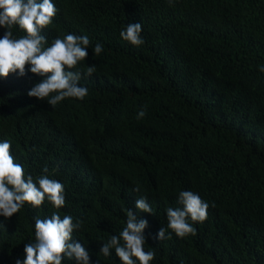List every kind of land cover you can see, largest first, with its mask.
Instances as JSON below:
<instances>
[{
    "label": "trees",
    "instance_id": "obj_1",
    "mask_svg": "<svg viewBox=\"0 0 264 264\" xmlns=\"http://www.w3.org/2000/svg\"><path fill=\"white\" fill-rule=\"evenodd\" d=\"M52 2L58 12L41 32L45 46L67 34L88 36L78 68L95 64L96 72L82 78L83 100L54 108L28 95L42 80L30 65L24 76L0 77V142H10L34 181L47 167L66 201L59 209L47 199L25 203L10 220L0 216V264L22 262L25 245L35 242L34 218L54 212L82 222L73 240L92 264H121L114 249L98 253L126 227L129 209L148 221L149 264H264V0ZM134 22L142 24L140 47L120 36ZM6 31L0 26V38ZM11 31L26 34L18 25ZM184 190L209 203L207 219L192 225L195 235L168 229L170 238L154 239ZM140 196L154 215L138 212Z\"/></svg>",
    "mask_w": 264,
    "mask_h": 264
},
{
    "label": "clouds",
    "instance_id": "obj_2",
    "mask_svg": "<svg viewBox=\"0 0 264 264\" xmlns=\"http://www.w3.org/2000/svg\"><path fill=\"white\" fill-rule=\"evenodd\" d=\"M57 12L52 0H0V26L7 29L0 38V77L7 78L9 74L17 72L24 76L26 66L30 65L28 70L42 77V80L34 84L28 95L46 100L53 108L66 98L83 100L89 89L80 85L84 82L82 78L91 77L96 72L95 64L83 71L78 68L79 63L88 57V36L67 34L53 39L50 46H45L47 38L41 32L52 23ZM14 25H18L26 34L14 38L11 31ZM141 33L142 24L134 22L128 23L120 36L133 46L140 47L145 43ZM93 52L99 56L103 52V45L97 43ZM145 115L146 108H142L136 118L140 120ZM10 149L9 141L0 142V216L10 220L25 203L40 207L46 199L57 209L63 207L66 202L63 184L49 178L47 167L34 181L33 176L26 174L23 166L15 162ZM132 190L140 193L141 187L137 184ZM178 204L180 207L166 209L167 228L162 227L154 239L163 241L170 238L166 235L168 229L180 238L195 235L196 229L192 225L207 219L209 203L199 194L180 191ZM135 207L138 212L154 215L146 196L137 198ZM126 216V227L119 235H111L102 243L98 255L108 257L114 249L121 264H137V261L139 264H149L155 253L146 251L144 247V230L148 221L138 219L132 209L127 210ZM34 219L35 242L25 245V259L22 262L17 260L16 264H62L65 257L75 259L77 264H92L89 250L73 240L74 230L82 228L81 221L74 222L70 215L61 218L55 212L49 218L37 216ZM95 264H100L99 259Z\"/></svg>",
    "mask_w": 264,
    "mask_h": 264
}]
</instances>
